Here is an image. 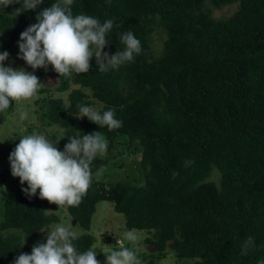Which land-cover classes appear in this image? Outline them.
<instances>
[{
	"label": "trees",
	"instance_id": "16d2710c",
	"mask_svg": "<svg viewBox=\"0 0 264 264\" xmlns=\"http://www.w3.org/2000/svg\"><path fill=\"white\" fill-rule=\"evenodd\" d=\"M56 2L43 0L27 11L23 0L0 7V52L9 53L5 66L21 59L20 33ZM232 4L237 9L231 15L215 16ZM71 7L73 15L113 20L105 52L123 51L121 35L127 31L142 50L133 61L103 73L95 57L89 72L70 77H60L51 65L35 69L43 84L47 76L56 78L55 90L43 87L34 100L44 123L58 126L54 146L63 151L68 138L97 131L108 142L106 154L91 164V187L78 207L67 206L69 214L89 231L97 204L111 202L125 216L122 229L149 231L146 241L160 246L146 264H160L167 249L176 264H259L264 260V0H73ZM157 29L166 39L155 56L151 37ZM55 91L67 100L53 96ZM81 105L97 106L101 113L114 109L122 127L109 131L77 118ZM125 158H133L125 178L107 180L104 171L125 168ZM214 170L218 182L211 179ZM26 187L17 179L0 195V264L30 254L34 244L46 242L41 231L60 221V207L39 198V190L29 196ZM249 236L254 244L245 255L242 244ZM103 237L111 239L109 233ZM96 242L84 233L74 244L83 252Z\"/></svg>",
	"mask_w": 264,
	"mask_h": 264
},
{
	"label": "clouds",
	"instance_id": "9594fccd",
	"mask_svg": "<svg viewBox=\"0 0 264 264\" xmlns=\"http://www.w3.org/2000/svg\"><path fill=\"white\" fill-rule=\"evenodd\" d=\"M42 2L23 0L22 7L25 11L33 10ZM14 3L20 4V0H0V7ZM72 5L73 0L52 3L37 14V23L20 33L18 55L32 69H47L51 65L60 77H70L73 73L89 72L91 60L95 57L97 68L103 73L133 61L134 55L140 54L141 42L131 31L121 35V42L126 46L123 51L112 55L105 52L106 36L114 27L113 20L101 23L89 15H73ZM8 57L7 51L0 52V113L12 106L13 101L38 98L40 89L45 86L33 72L5 66ZM76 116L87 117L99 127L106 126L109 131L122 127L114 109L101 113L81 105ZM20 119H27V112L21 111ZM68 139L61 151L43 133L19 138L9 161L11 174L19 177L21 184L27 183L22 189L26 194L34 196L39 190V198L58 207L80 205L91 187V164L97 155L106 154L108 142L99 131ZM77 239L78 233L71 225L57 224L48 230L46 242L34 244L31 253H21L14 264H101L94 246L83 252L77 250L74 244ZM123 239L131 247L117 240V248L102 251L106 254V264H141L137 247L140 235L135 230H126ZM253 244V238L249 236L242 244V254L246 255ZM259 264H264V260Z\"/></svg>",
	"mask_w": 264,
	"mask_h": 264
},
{
	"label": "rangeland",
	"instance_id": "374dc122",
	"mask_svg": "<svg viewBox=\"0 0 264 264\" xmlns=\"http://www.w3.org/2000/svg\"><path fill=\"white\" fill-rule=\"evenodd\" d=\"M237 9V4L227 5L222 9L215 11V16H229ZM166 39V34L162 29H157L151 37V43L153 46V51L155 56H158L163 51L164 41ZM11 67L19 69L24 68L29 72L36 73V70L32 69L31 66L27 65L23 59H18L12 61ZM56 78L54 76H47L44 82V87L55 90ZM48 96L50 93L42 92L41 96ZM53 96H63L64 93L53 92ZM67 95V94H66ZM64 95V98L66 97ZM40 97V94L38 95ZM67 100V98H65ZM35 100V99H34ZM34 100L31 101H21V102H12V106L10 109H7L5 112L0 114V150H3L5 154L0 155V195L6 192V188L11 185L14 181L19 179V177H14L11 174V166L9 161L8 151L15 148L16 144L19 143V138L24 135H30L33 133H43L46 134L47 137L53 141V143H57L56 140H53L52 135L54 131L58 130L57 125L50 126L47 123H44V120L41 118V111H39V106L35 104ZM96 110L97 106L92 107ZM36 109L38 112H36ZM21 111L27 112V119L21 120L20 114ZM84 118V117H82ZM10 147V148H9ZM12 149V151L14 150ZM9 149V150H8ZM6 155V157H4ZM133 158H125V168L119 169H109L104 171V174L107 176V180L111 179H122L125 178L126 171L131 165ZM136 171L137 167H134ZM135 171V172H136ZM130 172V171H128ZM6 176V177H5ZM219 173L217 170H214L213 176L211 179L215 181H219ZM57 214L60 216V221L55 223L44 230L41 231V239L47 238L48 230H51L57 224H64L65 226L71 225L72 229L78 233V237L84 233H91L97 238V242L94 247L97 252V259L101 261V264H106V254L102 251H108L109 247L114 248L115 242L120 240L124 244V239L117 238V235H120L123 238V233L126 229H122L124 227L126 219L122 213L117 212L111 202L109 201H100L97 204V210L92 218L91 229L88 231L84 229L80 224H78L75 219L69 214L67 206L60 207ZM125 228V227H124ZM135 230L141 237L137 247L139 249V259L141 260V264H146L147 261L152 256L154 252H150L149 246L150 244L146 241L148 236H151V233L146 230ZM110 234V241L106 240L103 237V234ZM125 245V244H124ZM156 245V244H155ZM126 246V245H125ZM131 245L128 242V246ZM166 251V250H165ZM159 252L155 251V253ZM146 259V260H145ZM160 264H176L175 257L173 252L167 249V254L159 260ZM184 263V262H183ZM190 264H193L190 261Z\"/></svg>",
	"mask_w": 264,
	"mask_h": 264
},
{
	"label": "water",
	"instance_id": "95a60500",
	"mask_svg": "<svg viewBox=\"0 0 264 264\" xmlns=\"http://www.w3.org/2000/svg\"><path fill=\"white\" fill-rule=\"evenodd\" d=\"M76 221V220H75ZM172 242V241H171ZM170 242V243H171ZM149 250H150V252H155V251H158V250H160V246H158V245H153V244H150V246H149Z\"/></svg>",
	"mask_w": 264,
	"mask_h": 264
}]
</instances>
